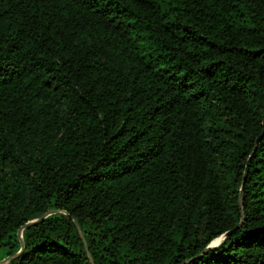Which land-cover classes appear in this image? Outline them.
<instances>
[{
    "label": "trees",
    "instance_id": "trees-1",
    "mask_svg": "<svg viewBox=\"0 0 264 264\" xmlns=\"http://www.w3.org/2000/svg\"><path fill=\"white\" fill-rule=\"evenodd\" d=\"M88 254L264 264V0H0V264Z\"/></svg>",
    "mask_w": 264,
    "mask_h": 264
},
{
    "label": "water",
    "instance_id": "water-1",
    "mask_svg": "<svg viewBox=\"0 0 264 264\" xmlns=\"http://www.w3.org/2000/svg\"><path fill=\"white\" fill-rule=\"evenodd\" d=\"M246 169V168H245ZM227 234H228V232H226V233H224V234H222V235H220L219 237H217V238H219V240H218V242H216L215 244H213L212 243V241L209 243V245L207 246V247H211V246H213V245H217V244H219L226 236H227ZM217 238H215V239H217ZM214 239V240H215ZM88 257H89V260H90V263L91 264H94L93 263V261H92V259L90 258V255L88 254Z\"/></svg>",
    "mask_w": 264,
    "mask_h": 264
},
{
    "label": "bare ground",
    "instance_id": "bare-ground-1",
    "mask_svg": "<svg viewBox=\"0 0 264 264\" xmlns=\"http://www.w3.org/2000/svg\"><path fill=\"white\" fill-rule=\"evenodd\" d=\"M216 240L218 241V240H219V238H217V239L213 240V241H212V243H214ZM217 241H216V242H217ZM216 242H215V243H216Z\"/></svg>",
    "mask_w": 264,
    "mask_h": 264
},
{
    "label": "rangeland",
    "instance_id": "rangeland-1",
    "mask_svg": "<svg viewBox=\"0 0 264 264\" xmlns=\"http://www.w3.org/2000/svg\"><path fill=\"white\" fill-rule=\"evenodd\" d=\"M218 242V241H217ZM213 244H215V243H213Z\"/></svg>",
    "mask_w": 264,
    "mask_h": 264
}]
</instances>
